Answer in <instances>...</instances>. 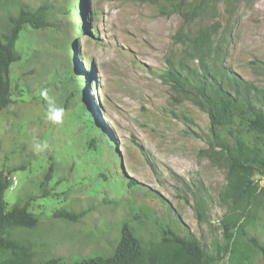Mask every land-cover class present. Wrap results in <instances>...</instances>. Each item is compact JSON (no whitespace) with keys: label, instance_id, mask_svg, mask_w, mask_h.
Masks as SVG:
<instances>
[{"label":"rangeland","instance_id":"374dc122","mask_svg":"<svg viewBox=\"0 0 264 264\" xmlns=\"http://www.w3.org/2000/svg\"><path fill=\"white\" fill-rule=\"evenodd\" d=\"M69 2L82 6L77 16L59 15L54 29L27 26L16 44L22 59L11 68L13 102L0 112V171L13 181L5 193L9 205L29 196V210L41 221L13 234L32 246L37 261L59 257L71 264L109 253L123 219L149 237L157 218L198 238L212 255L221 251L212 264H234L233 242L224 252V221L242 225L252 213L261 227L236 234V248L264 264L247 240L264 241V176L254 177L260 192L255 206L226 198L227 169L204 152L210 117L165 75L171 61L199 65L177 33L215 25L212 56L264 88V0H215L190 18L137 0ZM18 7L19 0H0L1 31ZM74 38L72 52L63 44ZM68 78L87 93L65 106L73 88ZM45 89L64 109L59 123L47 118L48 101L39 94ZM34 142L48 148L37 152ZM54 162L56 172L42 185ZM90 206L78 222L52 217L63 207ZM137 208L147 217L133 218Z\"/></svg>","mask_w":264,"mask_h":264},{"label":"trees","instance_id":"16d2710c","mask_svg":"<svg viewBox=\"0 0 264 264\" xmlns=\"http://www.w3.org/2000/svg\"><path fill=\"white\" fill-rule=\"evenodd\" d=\"M137 1L158 3L165 14L185 12L190 18L205 4L214 3L215 0ZM81 7L78 9L69 0H19L17 13L11 12L8 27L0 30V112L13 102L11 68L13 63L22 59L16 47L21 32L27 26L35 30L54 29L58 26L59 15L77 16ZM217 30L214 25L187 32L179 31L176 40L190 47V52L194 59L199 60V65L171 61L165 75L180 92L193 95L210 117L209 147L204 152L227 169L226 198L233 205L246 203L252 207L259 202L260 193L254 177L257 174L264 176V88L240 77L212 56V37ZM63 45L73 52L76 38ZM211 59L215 60L214 63ZM69 74L70 72L67 73ZM68 79L73 85L72 79ZM86 93L74 84L66 96L65 106L73 102L75 95L84 98ZM77 105L80 108L81 102ZM55 165L54 162L48 167L41 181L42 185L56 172ZM26 167V164L12 166L9 172ZM12 185V179L0 171V264H67L59 257L37 261L32 246L13 234V230L37 228L41 215L29 210V196L23 203L9 205L5 193ZM128 186L132 187V183L129 182ZM127 198L129 202H135L131 195ZM91 210L92 206L80 211L63 207L55 211L52 217L78 222ZM133 214V218L140 215L147 217L139 208ZM199 214L203 215L201 210ZM153 221L154 231L149 237H144L137 232L130 220L123 219L119 238L109 253L103 251L84 256L71 264H212L220 257L221 251L218 255H212L198 238L182 235L171 221H162L161 224L157 218ZM224 223V252H229L233 242L236 250H231V258L235 260L234 264H254L250 253L236 248L235 236H246L248 227L260 226L253 214L249 213L246 223L242 225L231 220H225ZM234 228L237 230L234 231ZM247 240L257 248L264 263V241L257 236H249Z\"/></svg>","mask_w":264,"mask_h":264},{"label":"clouds","instance_id":"9594fccd","mask_svg":"<svg viewBox=\"0 0 264 264\" xmlns=\"http://www.w3.org/2000/svg\"><path fill=\"white\" fill-rule=\"evenodd\" d=\"M45 100L48 101V108H47V118L53 122L59 123L61 122L64 116V109L61 107H57L54 101L48 96L47 90H42L39 93ZM33 147L35 151L40 152L48 148L47 142L38 143L34 142Z\"/></svg>","mask_w":264,"mask_h":264}]
</instances>
